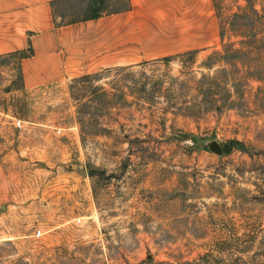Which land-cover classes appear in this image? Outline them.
<instances>
[{
  "label": "rangeland",
  "instance_id": "obj_1",
  "mask_svg": "<svg viewBox=\"0 0 264 264\" xmlns=\"http://www.w3.org/2000/svg\"><path fill=\"white\" fill-rule=\"evenodd\" d=\"M209 6L172 0L163 55L57 86L0 56V264H264V0Z\"/></svg>",
  "mask_w": 264,
  "mask_h": 264
},
{
  "label": "crops",
  "instance_id": "obj_2",
  "mask_svg": "<svg viewBox=\"0 0 264 264\" xmlns=\"http://www.w3.org/2000/svg\"><path fill=\"white\" fill-rule=\"evenodd\" d=\"M64 1L0 0V56L23 53L20 65L26 88L57 86L79 75L134 64L167 51L166 37L153 40L152 33L155 24L157 34L167 33L166 7L172 0H126V6L118 10L95 11L92 16L62 22L55 8ZM197 4L201 10H210L209 0H197ZM208 16L207 24L197 25L195 33L205 26V34L214 36L215 17L210 11ZM188 26L184 21V27Z\"/></svg>",
  "mask_w": 264,
  "mask_h": 264
},
{
  "label": "water",
  "instance_id": "obj_3",
  "mask_svg": "<svg viewBox=\"0 0 264 264\" xmlns=\"http://www.w3.org/2000/svg\"><path fill=\"white\" fill-rule=\"evenodd\" d=\"M202 145L207 147L208 150H210L211 152H213L217 155L222 154V147H221L220 143L216 140H209V141L203 143Z\"/></svg>",
  "mask_w": 264,
  "mask_h": 264
},
{
  "label": "trees",
  "instance_id": "obj_4",
  "mask_svg": "<svg viewBox=\"0 0 264 264\" xmlns=\"http://www.w3.org/2000/svg\"><path fill=\"white\" fill-rule=\"evenodd\" d=\"M96 11V10H95Z\"/></svg>",
  "mask_w": 264,
  "mask_h": 264
}]
</instances>
